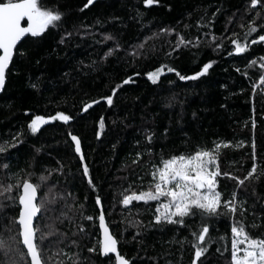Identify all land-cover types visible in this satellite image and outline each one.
<instances>
[{
    "label": "trees",
    "instance_id": "trees-1",
    "mask_svg": "<svg viewBox=\"0 0 264 264\" xmlns=\"http://www.w3.org/2000/svg\"><path fill=\"white\" fill-rule=\"evenodd\" d=\"M86 3L43 0L64 13L62 21L17 45L0 93V144L16 146L0 154V182L15 184L13 174L23 179L34 173L31 180L37 183L42 173L51 171L37 194V202L49 194L46 210L34 223L52 233L42 242L49 264L114 263L112 255L99 251L97 196L118 249L130 264H191L192 232L202 228L200 215L186 217L183 226L155 224L156 201L125 206L121 193L147 190L152 165L161 158L194 151L198 145L211 150L217 143L229 144L220 149L219 165L222 173L231 175L218 177V191L223 201H230L235 192L243 213L238 208L233 216L222 207L219 216L207 218L208 252L197 264H231L234 219L252 238L264 239V69L259 67L264 42L251 44L264 35V0L256 8L251 0H158L151 6L144 0H94L85 9ZM250 22L257 31L248 37V50L236 54L231 39L245 42ZM66 33L71 36L60 43ZM177 34L191 43L175 48ZM110 49L112 54L106 56ZM209 61H215L212 68L195 81H182L166 67L156 84L147 77L162 65L192 75ZM252 61L256 63L249 67ZM128 77L132 82L117 91L109 106L105 97ZM94 100L99 103L83 111L84 104ZM57 111L74 119L67 124L50 121L31 133L28 124L34 116L47 118ZM69 132L81 139L83 162ZM148 133L153 134L151 143ZM85 163L94 187L83 175ZM253 163L260 178L238 186L231 177L243 179ZM0 203V233L7 236L5 229H11L16 234L12 218L18 216V201L11 205L0 198ZM181 241H186L183 246ZM15 257L0 250V264H10ZM24 264H30L29 257Z\"/></svg>",
    "mask_w": 264,
    "mask_h": 264
},
{
    "label": "snow or ice",
    "instance_id": "snow-or-ice-1",
    "mask_svg": "<svg viewBox=\"0 0 264 264\" xmlns=\"http://www.w3.org/2000/svg\"><path fill=\"white\" fill-rule=\"evenodd\" d=\"M158 0H144L146 6H151L157 3ZM94 4V0H87L84 8H88ZM261 4V0H251V7L256 8ZM260 15V13H257ZM64 13L59 10L58 7L50 8L43 4V0H0V90L5 86L6 70L9 68L10 63L13 61L14 52L17 49L18 42L26 34H30L32 37H40L50 27L58 26L62 21ZM26 18L27 26H22L21 21ZM231 22V21H230ZM243 27V25H241ZM172 29H161V32L170 33ZM257 31V27L254 22H250L248 32L245 33V43L241 44L238 39H231V43L235 45V53H245L249 44L247 43L248 37L252 33ZM157 35V34H153ZM178 35V42L175 48H180L181 45L187 46L190 41L184 40L183 36ZM235 35V34H234ZM71 33H66L64 37H61L60 43H64L66 37H70ZM105 39H113L111 36L105 37ZM216 37H213L215 40ZM258 42H264V35H259L258 39L251 40V44L255 45ZM220 45H217L219 47ZM119 48V44L116 45ZM139 48H143L144 45L140 44ZM175 50V49H174ZM112 49L105 55H111ZM24 55V53H20ZM138 53L133 52V55ZM230 55L232 53H229ZM264 61V57L261 58ZM215 61H209L204 63L199 71L192 75H181L175 67H168L162 65L147 73L148 79L156 84L163 74L165 67L168 72H175L180 80H198L205 76L209 69L212 68ZM256 61H252L249 67H252ZM259 67L264 69V62H261ZM240 71V69H237ZM132 82V78L128 77L122 84L117 85L112 89V95L105 97L109 106L113 105V97L117 91ZM261 84H264V75L260 78ZM32 87H36L35 84ZM99 101H92V103H86L83 106V111L87 112L93 104H98ZM74 117L66 114L64 111H57L55 115L45 118L41 115H36L32 118L28 124V128L31 133H37L40 128L48 124L50 121H62L65 124L73 120ZM103 118H101L100 124L103 127ZM254 125V122H253ZM71 141L74 142L75 153L79 154L81 162L85 157L82 153L81 139L68 133ZM99 135V134H98ZM147 140L149 143L153 140V134H147ZM16 140V137H13ZM15 143L9 144L5 142L0 144V154L5 153L9 148H14ZM229 144H215L214 147L209 150L206 147H196L194 151H187L180 154H173L169 158H161L158 164L152 165L151 181L149 182L147 190L131 191L128 193V189L124 190L121 203L125 206L132 204L133 201H143L148 203L150 201H156L157 206L155 208L154 222L155 224L168 223V224H180L184 225L185 218L190 216L200 215L202 228L198 232H192L195 242L192 247L195 249L194 257L191 264H197L207 252L208 248L205 246L209 243L208 234L210 232V226L206 222L207 218L216 217L221 214L220 209L223 207L233 216L238 211V208L243 209L237 200V194H232L230 201H223L222 194L218 191V177H228L230 173H222L219 165V156L221 147L227 148ZM140 153L137 154V163L140 157ZM255 159V156H253ZM3 168L7 170L8 164H4ZM23 171V170H21ZM16 183L4 184L0 182V198L7 200L11 205H15L18 201L19 213L17 217L12 218V223L18 225V231L16 234H12L11 229H5L8 233L5 236L0 233V250H2L5 256H9L12 253L16 254L10 264H24L27 257H30L31 264H49L50 257L44 258L42 242L52 233H45L43 228L34 225V218L38 213L46 210L45 200L48 199V193H45V197L37 202L38 192L42 190V187L50 180L51 171L47 172V175L41 174L37 180V183H33L31 177L34 173H29L26 178H19L17 174ZM83 175L88 177L89 185L93 186L92 178L89 174V167L85 163L83 165ZM232 179H236L238 186L244 185L245 181L251 179H259L257 174V165L253 163L251 171L243 179L232 176ZM9 180L12 177H8ZM54 187V186H53ZM132 186L129 185V189ZM17 192V196H13V192ZM52 201H49L51 203ZM97 205L101 204V198L97 196ZM4 208V204L0 203V209ZM88 220L93 219L91 216L87 217ZM100 226L103 230V238L99 242V250L102 255L115 254V264H130V261L122 255L117 248L118 240L108 230L105 224V216L103 211L99 216ZM138 223V222H137ZM51 227V226H49ZM83 231V228L80 229ZM221 240L225 237H220ZM40 241L41 243H38ZM186 241H181V245ZM75 243V242H74ZM21 245L23 248H21ZM26 249V253L23 251ZM89 252L95 251L94 248H89ZM219 251V249H217ZM73 264L76 261L73 260ZM231 264H264V239L252 238L246 231L243 223H238L233 220L231 227Z\"/></svg>",
    "mask_w": 264,
    "mask_h": 264
},
{
    "label": "water",
    "instance_id": "water-1",
    "mask_svg": "<svg viewBox=\"0 0 264 264\" xmlns=\"http://www.w3.org/2000/svg\"><path fill=\"white\" fill-rule=\"evenodd\" d=\"M21 25L22 26H27V20H26V18L24 19V20H22L21 21ZM27 35H29V36H31L30 34H26L25 35V37L27 36ZM24 37H22V39H23ZM21 39V40H22ZM19 43V42H18ZM7 71V70H6ZM3 90V89H2ZM2 90H0V93L2 92ZM101 211H102V209H101V207H100V205H99V214H98V228H99V242L102 240V238H103V230L101 229V226H100V221H99V216H100V214H101ZM19 213V212H18ZM39 214V213H38ZM38 216V215H37ZM37 218V217H36ZM36 218H34V223H35V220H36ZM105 224L107 225V223H106V220H105ZM107 227H108V225H107ZM108 230H109V232L111 233V231H110V229H109V227H108ZM112 234V233H111ZM117 248H118V245H117ZM26 250V249H25ZM100 251V250H99ZM118 251H119V249H118ZM120 252V251H119ZM108 255H112L113 256V258H114V263L113 264H115V254H108ZM103 256H105V255H103ZM29 260H30V257H29ZM30 264H31V261H30Z\"/></svg>",
    "mask_w": 264,
    "mask_h": 264
},
{
    "label": "rangeland",
    "instance_id": "rangeland-1",
    "mask_svg": "<svg viewBox=\"0 0 264 264\" xmlns=\"http://www.w3.org/2000/svg\"><path fill=\"white\" fill-rule=\"evenodd\" d=\"M241 44L245 43L244 41H239ZM235 46V45H234ZM155 71V70H154Z\"/></svg>",
    "mask_w": 264,
    "mask_h": 264
}]
</instances>
